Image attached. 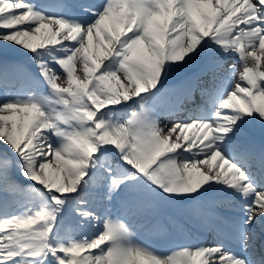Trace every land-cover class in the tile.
<instances>
[{
    "label": "snow or ice",
    "instance_id": "1",
    "mask_svg": "<svg viewBox=\"0 0 264 264\" xmlns=\"http://www.w3.org/2000/svg\"><path fill=\"white\" fill-rule=\"evenodd\" d=\"M262 62L264 0H0V79L37 90L0 97V264H264L230 247L264 228ZM217 196L237 218L204 221L212 243L138 242Z\"/></svg>",
    "mask_w": 264,
    "mask_h": 264
},
{
    "label": "bare ground",
    "instance_id": "2",
    "mask_svg": "<svg viewBox=\"0 0 264 264\" xmlns=\"http://www.w3.org/2000/svg\"><path fill=\"white\" fill-rule=\"evenodd\" d=\"M228 63H235L236 64V73H235V77H234V80H235V82H241L240 81V74L243 72V70H244V68H243V64H242V62H239V59H238V57H233L232 59H230L229 61H228ZM238 70H240V71H238ZM261 70H264V62H262V66H261ZM78 74H80V68L78 67ZM210 81H211V77L210 76H208V77H206V78H204L203 79V81L201 82L202 83V86H204L205 84L206 85H209L210 86V90L212 89V84L210 83ZM242 86H243V84H242ZM204 106V98H202L201 97V94H200V91H199V89L196 91V93H195V103H193V102H191V101H186L185 102V104H184V108L185 109H188V110H195V109H197V108H201V107H203ZM184 116H185V118L187 117V112L186 113H184ZM163 123H168V120L167 119H165L164 121H163ZM193 131H195V130H188L187 131V134L189 135V136H191L192 135V133H193ZM55 167V166H54ZM53 175H55V173L53 172ZM230 204V203H229ZM68 216H70L71 218H72V215L71 214H69ZM218 217H221L220 215H217ZM214 217H216V216H214ZM213 217V218H214ZM72 232H73V228H72ZM248 241V240H247ZM259 245V244H258ZM254 247L256 248V246L254 245ZM264 247V246H263ZM255 248H251V250L253 251L252 253H249V255H252V254H257L256 253V251H257V248L255 249Z\"/></svg>",
    "mask_w": 264,
    "mask_h": 264
},
{
    "label": "rangeland",
    "instance_id": "3",
    "mask_svg": "<svg viewBox=\"0 0 264 264\" xmlns=\"http://www.w3.org/2000/svg\"><path fill=\"white\" fill-rule=\"evenodd\" d=\"M238 71H240V70H238Z\"/></svg>",
    "mask_w": 264,
    "mask_h": 264
}]
</instances>
